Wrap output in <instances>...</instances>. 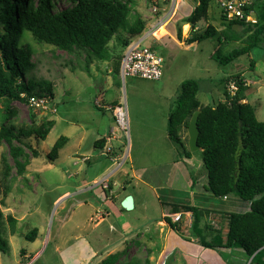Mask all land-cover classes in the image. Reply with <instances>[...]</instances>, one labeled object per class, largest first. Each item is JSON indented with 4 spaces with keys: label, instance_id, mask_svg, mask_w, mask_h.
<instances>
[{
    "label": "rangeland",
    "instance_id": "374dc122",
    "mask_svg": "<svg viewBox=\"0 0 264 264\" xmlns=\"http://www.w3.org/2000/svg\"><path fill=\"white\" fill-rule=\"evenodd\" d=\"M196 2L176 0L175 15L167 19L165 26L155 30L153 38L146 39L145 45L154 49L163 60L162 77L156 82L120 78L115 85L112 73H108L111 62L94 61L86 69L83 54H67L52 46L39 44L29 32H24L21 42L31 47L34 64L26 79L51 83L53 98L50 102L55 107V113L49 118L55 124L45 140L34 137L24 140L37 151V157L33 158L26 151L29 165L23 175L16 173L8 147L0 144V231L8 246L6 253H0V264H98L105 255L124 249L126 255L121 263L133 260L144 264L147 260L149 264H184L190 259L185 258L180 250V253L163 252L172 249L175 238L171 235L169 244L165 241L167 228L160 227L158 222L163 213H170L160 203L193 205L222 213L248 210L247 202L233 196L208 201V197L212 196L203 192L206 171L201 151L192 153L191 159L182 158L180 161L177 149L167 137L168 114L175 106L181 83L190 79L199 82L196 97L201 105L206 106L223 102L225 79L239 75L244 82L239 93L242 103H248L256 119L264 122V49H255L249 55L221 66L211 59L218 48L215 40L188 45L187 40L203 32L207 25L221 28L220 10L214 2L208 9V22H200L194 31L190 25L181 23ZM248 2L254 5V14H257L262 0ZM173 4L174 0L167 3L133 0L126 25L139 17L144 21L146 33ZM69 6L67 0H57L55 10ZM154 6L158 10L156 15L151 12ZM118 37L125 39L127 35L123 32ZM235 48L238 45L228 44L223 45L221 50L225 54ZM109 49L113 55L125 52L116 38L109 43ZM252 59L256 64L250 69ZM112 103L119 104L125 112L126 132L118 128L108 113H105L106 118L102 117L103 107ZM11 106L16 111L12 123L17 128L28 125L29 107L21 102H14ZM35 112L39 121L40 114L44 112ZM109 127L115 128L119 137L117 142L112 140L110 146H120L121 156L104 173V167L99 163L108 160L109 153L103 150L102 156L100 150L94 148V142L105 136L103 130ZM180 133L186 141V130L182 129ZM60 137L70 138V141L64 150H60L59 157L50 161L47 154ZM89 150L85 154L86 157L91 156L89 164L72 155L75 151L82 153ZM96 154L97 158L94 157ZM3 158L10 167L7 179L2 176ZM98 173L97 179H94ZM103 179L108 185L106 190L109 191L110 186L116 199L105 200L100 185ZM188 184L196 186L191 191L198 195L189 194ZM90 187L92 189L88 194L82 193L84 188ZM127 196L133 198L136 206L129 212L121 208ZM8 216L16 220L14 234L10 233L6 221ZM183 216L185 214L178 223L180 230L190 232L192 218L185 219ZM214 216L212 214L205 225L225 229L226 222ZM34 229L37 234L31 242L25 236ZM182 232L173 230L172 233L185 241L187 234ZM219 253L225 264H237V260L250 264L239 248ZM202 261H208L206 256L205 259H196L197 264Z\"/></svg>",
    "mask_w": 264,
    "mask_h": 264
},
{
    "label": "trees",
    "instance_id": "16d2710c",
    "mask_svg": "<svg viewBox=\"0 0 264 264\" xmlns=\"http://www.w3.org/2000/svg\"><path fill=\"white\" fill-rule=\"evenodd\" d=\"M56 1L0 0V103L3 104V113L0 114V144L8 147V154L18 175H23L29 165L26 151L33 158L37 157V151L25 144L24 140L31 137L45 140L55 124L49 118L52 115L50 113H38V121L37 112L31 108L28 125L17 128L12 123V118L16 115L11 106L14 102L27 105V99L31 96L50 101L53 98L50 82L26 79L34 64L31 61V47L21 42L24 32H29L39 44L52 46L67 54H83L86 69L94 61L111 62L112 77L115 85H118L123 53L113 55L109 43L116 38L122 51H125L132 40L145 29L144 21L139 17L129 26L126 25L133 0H67L70 6L60 11L55 10ZM196 1L191 13L181 19V23L190 25L193 31L200 22H208V9L213 2ZM246 10L254 12V5L250 4ZM255 16L256 22L251 24L227 21L221 13L220 29L207 25L203 32L187 40V44L215 40L218 48L211 59L221 66H227L255 49H264V0ZM123 32L127 35L125 39L118 37ZM178 38L180 39V34ZM228 44L238 45V48L222 53L221 47ZM255 64V59H252L249 68L253 69ZM230 81L237 86L233 97L227 92ZM224 83L225 100L215 105L203 106L196 97L199 82L193 79L182 82L175 106L168 114L166 132L169 141L177 149L179 158L190 159L193 154L187 147L188 137L184 141L180 131L185 129L187 133L191 116L199 111L197 144L206 171V186L203 191L217 199L236 197L248 203V210L243 213H222L190 205H160L169 208L170 214H191L190 236L197 238L200 247L209 250L239 248L247 259L256 253L250 264H264V122L256 119L254 110L248 103H242L243 98L239 93L243 90L244 82L239 75L226 78ZM114 107L116 104L112 103L111 111ZM67 141L66 137L58 138L47 158L50 161L56 160ZM104 142L100 139L94 143V147L101 150ZM1 164L3 179H7L10 167L5 158ZM212 214L226 222L224 242L221 230L205 225L204 221ZM1 220L0 211V227ZM6 221L10 233L14 234L16 220L8 216ZM162 221L172 231L180 233L178 223H172L167 217ZM36 234L34 229L25 238L33 242ZM7 248V242L0 231V253H6ZM125 255L124 249L108 255L98 264H137L133 260L121 263ZM144 264L149 262L145 260Z\"/></svg>",
    "mask_w": 264,
    "mask_h": 264
},
{
    "label": "built area",
    "instance_id": "2783aa9c",
    "mask_svg": "<svg viewBox=\"0 0 264 264\" xmlns=\"http://www.w3.org/2000/svg\"><path fill=\"white\" fill-rule=\"evenodd\" d=\"M160 1L163 3L171 2V0ZM213 2L217 5L227 21H240L251 24L256 22L254 12L246 10L250 5L248 0H213ZM175 4L176 0H174L172 7L164 13V16L157 19L156 24L152 25L146 33L143 31L128 45L120 61V78H122V80L125 78H138L141 80L156 82L161 79L162 57L150 46H146L145 41L149 37L153 38L155 30L160 28L169 17L175 15ZM151 12L156 15L158 10L154 6ZM236 91V84L230 81L227 84V92L229 96L233 97ZM27 106L33 111H43L44 113L47 112L50 114L55 113V108L53 107L52 102L47 98L31 96L27 99ZM97 106L100 107L98 103ZM112 114L118 128L121 131L126 132L127 124L125 120V112L122 107H114L112 109ZM105 152L107 154L110 153V148L105 149ZM105 179L100 182L103 189L108 188ZM182 215L183 214L181 213H174L167 214L166 217L169 218L172 223H179Z\"/></svg>",
    "mask_w": 264,
    "mask_h": 264
},
{
    "label": "crops",
    "instance_id": "0c3cea01",
    "mask_svg": "<svg viewBox=\"0 0 264 264\" xmlns=\"http://www.w3.org/2000/svg\"><path fill=\"white\" fill-rule=\"evenodd\" d=\"M191 13V12H190ZM220 14H221V11H220ZM197 29V28H196ZM103 63H106V64H108V62H103ZM109 72H111V70H109L108 71V73ZM111 105L112 104H110V105H108V106H106V107H103V108H105L104 110V112L102 113V117L103 118H106V114L105 113H108L109 114V116L113 119V114H112V111H111ZM119 104H116V106H118ZM116 129L115 128H112V127H109L108 129H104L103 130V132H104V135L105 136H102V137H99V138H97L96 140H95V142L96 141H98V140H100V139H102V140H104L105 142H104V144H103V148L100 150V152H101V154H102V156H104V154H103V150H105V149H108V148H110V155L109 156H107V159L108 160H106V161H100V163L99 164H101V166L102 167H104L103 168V171L102 172H106L107 171V169L109 170L112 166H113V164L115 163V162H118V160L120 159V156H121V150H120V146L118 147H113V146H110V144L112 143L111 141L112 140H114V141H118V138L119 137H117L116 136ZM114 134H115V136L116 137H114ZM180 135H181V133H180ZM67 138V137H66ZM67 144L69 143V141H70V138H67ZM94 142V143H95ZM67 144L62 148L63 150L66 148V146H67ZM95 148V147H94ZM61 149V150H62ZM99 150V149H98ZM91 150H89V151H87V152H82V153H79V152H77V151H75V152H73L72 153V155L73 156H77V157H80L81 158V161H83L84 163H86V164H89L90 162H91V156H89V157H86L85 156V154H87L88 152H90ZM60 152V151H59ZM93 154H95L94 152H93ZM58 157H59V153H58ZM94 157H98V155L96 154ZM178 158H179V156H178ZM181 159L182 158H179V160L181 161ZM185 159V158H184ZM191 159V158H190ZM178 163V162H177ZM102 172H100V175H101V173ZM98 175H99V173L97 174V176H95L94 177V179H97L96 177H98ZM94 181V180H93ZM188 185H190V184H188ZM196 186L195 185H190L189 186V188H190V192H189V194H194V195H198V193H194V192H192L191 190H193L194 188H195ZM91 189H92V187H90V188H84L83 189V191H82V193H85L86 192V194H88V192H90L91 191ZM102 191H103V193L105 194L104 195V198H105V200L106 199H108V198H110V199H116V197L117 196H115V193L112 191V189H111V187L109 186V191H107L106 189H103L102 188ZM108 192V194H107V192ZM204 192V191H203ZM211 196V195H210ZM212 198H214L213 196L212 197H208V201H211L212 200ZM225 199H227V198H224V200ZM133 203H134V208L136 207L135 206V202H134V200H133ZM214 203V202H213ZM178 205H182V204H178ZM190 206H193V205H190ZM248 207H249V205H248ZM133 208V209H134ZM205 208H207V207H205ZM168 209V212H169V208H167ZM213 209V208H212ZM208 210H210V209H208ZM214 211V210H213ZM183 214H185V216H183V217H185V219H189V218H191V214L190 213H183ZM167 216V213H163L162 214V218H161V221H159L158 222V224L160 225V227H166L167 228V240H165L166 242H170L171 240V235L175 238V239H173V247H172V249L170 250V251H167V250H164L163 252H165V253H170V252H179V250L181 251V252H183L184 253V255H185V258H187V259H190L189 261H184V264H197L196 263V259L197 260H200V259H205V256H206V259L208 260V261H202L203 263H201V264H225V262L222 260V258H221V255H220V253H219V251H221V250H228V249H219V250H209V252L207 251V249H204V248H202V247H200L198 244H197V238L196 237H192V236H190V232H188V231H186V233H184V232H182L181 230H180V232H182V234H187V240L188 241H183V240H181L180 238H178V237H176V235L174 234V233H172L173 231L162 221V219L164 218V217H166ZM210 217H212V215L210 216ZM208 218V219H211V218ZM215 218L217 217V215H215L214 216ZM205 222V221H204ZM207 222V221H206ZM207 224V223H206ZM213 224V223H212ZM213 229H215V230H221V229H219V228H215V227H213ZM226 233H227V229L225 228V229H223V230H221V238H222V241L224 242L225 241V235H226ZM166 239V238H165ZM169 242H168V244H169ZM109 248V247H108ZM116 253V252H115ZM180 253V252H179ZM113 254V253H112ZM108 256V254L107 255H105L104 256V258L105 257H107ZM208 257V258H207ZM223 257V256H222ZM103 258V259H104ZM183 258V257H182ZM184 259V258H183ZM102 260V259H101ZM100 260V261H101ZM99 261V262H100ZM238 262H239V264H242L243 262L241 261V260H237ZM98 262V263H99ZM238 262H236L237 264H238Z\"/></svg>",
    "mask_w": 264,
    "mask_h": 264
},
{
    "label": "water",
    "instance_id": "95a60500",
    "mask_svg": "<svg viewBox=\"0 0 264 264\" xmlns=\"http://www.w3.org/2000/svg\"><path fill=\"white\" fill-rule=\"evenodd\" d=\"M198 115L199 111H195L191 116L187 126V147L190 153H195L200 150L197 144L199 136V129L197 126ZM121 208L127 212L132 211L134 208L133 198L131 196H127L121 203ZM255 254L249 258V262Z\"/></svg>",
    "mask_w": 264,
    "mask_h": 264
},
{
    "label": "bare ground",
    "instance_id": "6f19581e",
    "mask_svg": "<svg viewBox=\"0 0 264 264\" xmlns=\"http://www.w3.org/2000/svg\"><path fill=\"white\" fill-rule=\"evenodd\" d=\"M166 24H167V23H165V24H164V25H162V26H165ZM162 26H161V27H162Z\"/></svg>",
    "mask_w": 264,
    "mask_h": 264
}]
</instances>
